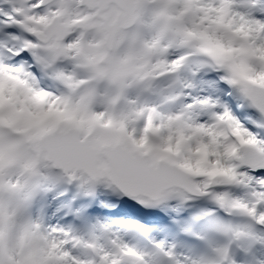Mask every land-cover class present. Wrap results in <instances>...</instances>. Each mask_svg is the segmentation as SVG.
Listing matches in <instances>:
<instances>
[{
	"label": "snow or ice",
	"instance_id": "obj_1",
	"mask_svg": "<svg viewBox=\"0 0 264 264\" xmlns=\"http://www.w3.org/2000/svg\"><path fill=\"white\" fill-rule=\"evenodd\" d=\"M0 264H264V0H0Z\"/></svg>",
	"mask_w": 264,
	"mask_h": 264
}]
</instances>
